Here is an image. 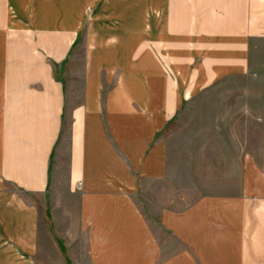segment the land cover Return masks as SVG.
I'll use <instances>...</instances> for the list:
<instances>
[{
	"label": "crops",
	"instance_id": "obj_1",
	"mask_svg": "<svg viewBox=\"0 0 264 264\" xmlns=\"http://www.w3.org/2000/svg\"><path fill=\"white\" fill-rule=\"evenodd\" d=\"M252 66L264 0H0V264H264L263 112L195 143Z\"/></svg>",
	"mask_w": 264,
	"mask_h": 264
},
{
	"label": "rangeland",
	"instance_id": "obj_2",
	"mask_svg": "<svg viewBox=\"0 0 264 264\" xmlns=\"http://www.w3.org/2000/svg\"><path fill=\"white\" fill-rule=\"evenodd\" d=\"M262 112L264 115V66H252L249 74L220 81L205 90L195 102V143L223 144V133H217L214 128L223 129L225 117L227 122L229 118L233 121L239 117L245 122L246 118ZM186 123L190 124V118ZM243 126L240 135L232 134L233 143H244L253 149L264 145V118Z\"/></svg>",
	"mask_w": 264,
	"mask_h": 264
},
{
	"label": "built area",
	"instance_id": "obj_3",
	"mask_svg": "<svg viewBox=\"0 0 264 264\" xmlns=\"http://www.w3.org/2000/svg\"><path fill=\"white\" fill-rule=\"evenodd\" d=\"M81 185V184H80Z\"/></svg>",
	"mask_w": 264,
	"mask_h": 264
}]
</instances>
